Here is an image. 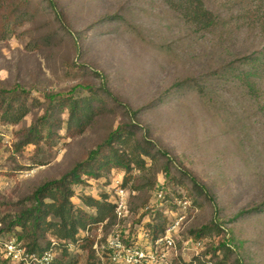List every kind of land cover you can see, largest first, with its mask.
Instances as JSON below:
<instances>
[{"label":"rangeland","instance_id":"1","mask_svg":"<svg viewBox=\"0 0 264 264\" xmlns=\"http://www.w3.org/2000/svg\"><path fill=\"white\" fill-rule=\"evenodd\" d=\"M207 1L223 15V28L205 31L163 0H0V90L28 92L0 95L3 256L10 239L30 242L12 224L30 206L28 196L100 147L89 167L105 163L112 152L105 143L124 125L136 136L115 143L121 155L115 159L130 166L112 162L84 174L72 198L96 213L83 197L113 202L123 187V214L92 224L89 239L70 245L67 255L60 244L56 261L86 264L93 251L97 255L96 243L119 229L151 250L147 231L178 221L174 246L160 248L172 264H264V95H248L224 73L228 63L264 46V32L239 18L237 0ZM104 79L117 100H103ZM76 85L82 87L72 93ZM50 93L62 95L51 102ZM70 97L90 112L83 127L71 118ZM35 123L43 138L25 143ZM146 134L154 156L137 143ZM203 227L204 235L192 233ZM53 239L52 231H43L39 243ZM222 240L230 250L214 253Z\"/></svg>","mask_w":264,"mask_h":264},{"label":"trees","instance_id":"2","mask_svg":"<svg viewBox=\"0 0 264 264\" xmlns=\"http://www.w3.org/2000/svg\"><path fill=\"white\" fill-rule=\"evenodd\" d=\"M27 2L28 0H24ZM52 1V0H51ZM166 4L172 7L175 10H183L186 14V18L189 19L191 24H194L198 27H201L205 31H212L214 29L223 28L224 23L223 15L217 12L215 9L211 8L207 3V0H163ZM239 9L237 14L240 19H248L253 23L258 24L261 27V30L264 32V0H246L243 4V0H237ZM54 3V2H53ZM243 4V5H242ZM17 11L14 10V13ZM228 21L225 19V24ZM228 69V70H227ZM231 73L233 79L236 83L247 90L248 95H253L258 97V95H264V46L247 55L236 58L224 67V73ZM102 87L103 100H109V98L118 99L113 91L107 86V82L104 79ZM81 85H76L70 91L73 93ZM92 90L93 86H87ZM21 89V87L19 86ZM16 88V90H19ZM0 95H28L25 89H21L17 93L15 90H0ZM48 95H55L50 98L51 102H54L56 95H62V93H50ZM104 95H108L104 98ZM70 114L71 118L76 119V122L81 123V126H85L83 118H87L90 112L79 110L81 103L76 99L70 97ZM10 102V107H11ZM93 103V102H92ZM80 104V105H79ZM264 108V106H263ZM8 109H5L7 112ZM6 115L3 113V117ZM48 115H44L43 119H47ZM16 120V119H15ZM17 121V120H16ZM52 128V127H50ZM132 128V127H130ZM121 125L115 131H113L108 137L105 145L109 146L112 152L106 157L105 163H99L97 168L89 167L90 164L95 160L98 154L101 153L100 148L94 151L93 154L89 157L88 160L76 164V166L68 173L60 177L59 179L49 180L39 186L30 196H28L30 206L26 209H23L14 219L13 225L20 226L25 232L24 234L30 239L29 243H24L20 239L18 242L21 247L24 249L25 254L35 253L37 255H42L46 250H51L53 258L48 264H62L57 260V248L61 244L63 246L64 254H68V248L70 245H76L80 241H86L89 239V235H85V231L88 230L92 224L102 222L107 218L112 216L116 217L117 215V201L111 202L107 196H103L101 199H97L92 195H86L83 197L82 202L88 207L94 208L96 213H91L86 211L82 207H77L72 198L74 196V185L82 182V176L84 174L92 175L97 174L95 170L100 169L102 166L108 163L114 162L115 165L123 166L128 168L130 166L129 162H126L125 159L119 160L121 155L119 149L115 147V143L118 141L129 140V138H134L136 136V131ZM43 138L40 125L33 124L27 134L25 143H34L40 144ZM150 139L147 138V134L142 139H137V143L143 146V151L148 156H154L151 153V149L154 146L150 145ZM104 145V146H105ZM112 154V155H111ZM114 165V166H115ZM91 168V169H90ZM189 175V183L194 186L196 191H203L204 186L199 182L198 178L193 175L190 171H186ZM243 212H240L238 216L242 215ZM174 224V221H171L167 226L163 227L162 230L149 229L147 232L148 236L151 237V244L156 245L159 236L165 233L168 226ZM203 227L198 231H193L192 233H198L199 236L204 235ZM43 231H52L53 234L58 238L57 240L48 241V245L42 246L39 243L40 234ZM120 233L121 239L127 245L136 243L135 237L126 235V231L119 229L117 231ZM202 237L199 238L201 240ZM60 241V242H59ZM90 246H93V241L89 240ZM201 242V241H198ZM201 244V243H200ZM88 245V244H87ZM87 245L84 247L86 248ZM139 245H142V242H139ZM231 245L229 241L222 240L218 246L214 249V253L218 249L222 248L225 251L230 250ZM97 255L95 251L92 252L86 264H112L110 259L109 250L106 247V241L101 244L96 243L95 245ZM87 249V248H86ZM11 259L3 256L0 251V264H6ZM18 264H36L35 262L25 263L23 261L17 262ZM164 264H172V260H169L167 257ZM201 264H206L202 263Z\"/></svg>","mask_w":264,"mask_h":264},{"label":"built area","instance_id":"3","mask_svg":"<svg viewBox=\"0 0 264 264\" xmlns=\"http://www.w3.org/2000/svg\"><path fill=\"white\" fill-rule=\"evenodd\" d=\"M159 192V196L163 197V192L161 190ZM117 194L119 199L117 200L118 207L116 212L118 217H120L123 214V209H125L124 198L127 196V190L120 187L117 190ZM177 222L168 226L165 233L159 236L156 245L151 244V250H147L143 244L139 245V241L127 245L121 239L120 233L116 232L106 242L112 264H164L167 257L160 248L174 246L172 231L176 227ZM3 250L6 257L17 262L48 264L53 258L51 250H46L42 255L35 253L25 254L24 249L15 238L5 242L3 244Z\"/></svg>","mask_w":264,"mask_h":264}]
</instances>
